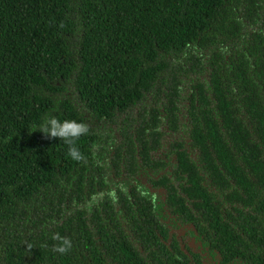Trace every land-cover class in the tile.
<instances>
[{
  "label": "trees",
  "instance_id": "1",
  "mask_svg": "<svg viewBox=\"0 0 264 264\" xmlns=\"http://www.w3.org/2000/svg\"><path fill=\"white\" fill-rule=\"evenodd\" d=\"M0 264H264V0H0Z\"/></svg>",
  "mask_w": 264,
  "mask_h": 264
},
{
  "label": "clouds",
  "instance_id": "2",
  "mask_svg": "<svg viewBox=\"0 0 264 264\" xmlns=\"http://www.w3.org/2000/svg\"><path fill=\"white\" fill-rule=\"evenodd\" d=\"M35 127L37 130L33 132H40L49 139L58 138L59 140H63L64 143L68 145L67 155L72 160L79 162L84 159V155L77 147L76 141L81 136L88 134L89 128L85 123L74 119H65L61 121L55 116H47ZM52 239L58 241V243L53 246L54 252L63 255L71 250L72 243L69 238L54 234Z\"/></svg>",
  "mask_w": 264,
  "mask_h": 264
}]
</instances>
